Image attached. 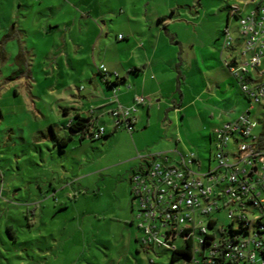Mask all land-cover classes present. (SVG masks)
<instances>
[{
    "label": "crops",
    "instance_id": "obj_1",
    "mask_svg": "<svg viewBox=\"0 0 264 264\" xmlns=\"http://www.w3.org/2000/svg\"><path fill=\"white\" fill-rule=\"evenodd\" d=\"M203 1L0 0V78L8 66L17 73L21 58L23 72L15 78L23 88L33 91L38 85L44 93H65L63 104L35 102L38 115L55 110L67 118V126L80 115L107 128L105 144L126 141L128 156L116 165H128L119 172L127 193L132 172L150 151L175 160L194 154L195 167L208 159L209 169L216 129L249 110L252 114L254 107L226 64L233 53L225 54L223 26L212 37L205 35ZM235 4L228 6L225 21L230 33ZM100 65L109 71L110 82ZM139 96L146 103L138 106L135 129L113 131L111 111L118 104L134 105ZM263 119L256 128L259 137ZM50 123L47 118L51 128ZM67 130L64 136L55 131L46 137L56 147V137L67 138Z\"/></svg>",
    "mask_w": 264,
    "mask_h": 264
},
{
    "label": "rangeland",
    "instance_id": "obj_2",
    "mask_svg": "<svg viewBox=\"0 0 264 264\" xmlns=\"http://www.w3.org/2000/svg\"><path fill=\"white\" fill-rule=\"evenodd\" d=\"M235 2L203 1L205 35L212 37L220 24L222 45L228 6ZM213 6H219L215 12ZM231 35L234 44L226 49L227 56H235L243 48L244 37L235 18ZM39 62L35 61V69ZM5 73L0 78V264H174L172 251L157 246L146 250L135 239L137 234L142 237L138 207L133 203L131 185L127 193L119 175L128 165H116L128 156L126 141L105 144L103 139L81 141L76 137L63 153L46 135L55 131L65 135L67 118L47 108L48 115L43 118L34 104H55L57 100L63 104L65 93L61 97L44 93L38 85L32 91L23 88L18 81L21 75L14 74L10 66ZM251 116L262 119L264 107L255 105ZM212 157L215 165L214 149ZM208 163L206 159L196 172L204 174ZM219 202L221 210L211 218L218 221L217 228H224L230 223L229 211L236 208ZM215 232L220 238V232ZM197 260L202 257L196 254Z\"/></svg>",
    "mask_w": 264,
    "mask_h": 264
},
{
    "label": "built area",
    "instance_id": "obj_3",
    "mask_svg": "<svg viewBox=\"0 0 264 264\" xmlns=\"http://www.w3.org/2000/svg\"><path fill=\"white\" fill-rule=\"evenodd\" d=\"M231 13L239 20L244 43L226 64L251 107L264 105V2L236 0ZM233 44L226 29L224 47ZM99 69L110 82L105 65ZM144 103L146 99L139 96L132 106L118 104L110 113L113 131L132 132L138 106ZM250 113L216 129V164L204 174L196 172L194 154L175 160L166 153L145 156L132 172L131 194L145 249L157 246L176 251L190 241L194 254L190 261H196V254L202 257L197 264H264V148L255 133L259 121ZM92 133L86 138L101 139L108 131L95 124ZM219 201L236 208L229 211L230 223L224 228H217L218 221L211 218L221 210ZM229 229L236 233L231 235Z\"/></svg>",
    "mask_w": 264,
    "mask_h": 264
},
{
    "label": "trees",
    "instance_id": "obj_4",
    "mask_svg": "<svg viewBox=\"0 0 264 264\" xmlns=\"http://www.w3.org/2000/svg\"><path fill=\"white\" fill-rule=\"evenodd\" d=\"M261 2L264 1L261 0ZM18 64L20 66V69L17 71V73L21 74L23 72V61L21 58L18 59ZM262 124H263V132L260 135L259 143L260 146L264 148V119L262 120ZM67 127L69 129V136L67 138L59 139L56 137V143L58 144L62 152L65 151V148L68 146V142L74 140L75 137H79L80 140L86 139V136L93 137L92 130L94 129L95 124L92 123L91 119H85L80 115H76L75 119ZM237 232L239 233V231ZM228 233L232 235L236 232L233 229H229ZM193 255L194 254H193L192 243L188 241L185 248H180L176 251H172L171 261L174 264L177 263L178 261L189 262L193 258Z\"/></svg>",
    "mask_w": 264,
    "mask_h": 264
},
{
    "label": "water",
    "instance_id": "obj_5",
    "mask_svg": "<svg viewBox=\"0 0 264 264\" xmlns=\"http://www.w3.org/2000/svg\"><path fill=\"white\" fill-rule=\"evenodd\" d=\"M264 1V0H263Z\"/></svg>",
    "mask_w": 264,
    "mask_h": 264
}]
</instances>
